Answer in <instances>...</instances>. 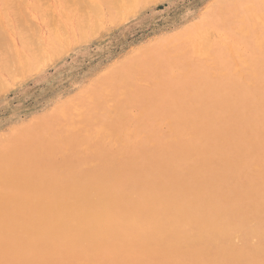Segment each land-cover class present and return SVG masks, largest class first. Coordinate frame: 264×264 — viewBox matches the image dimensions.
Here are the masks:
<instances>
[{
    "label": "rangeland",
    "instance_id": "1",
    "mask_svg": "<svg viewBox=\"0 0 264 264\" xmlns=\"http://www.w3.org/2000/svg\"><path fill=\"white\" fill-rule=\"evenodd\" d=\"M121 1L0 0V264H264V0ZM111 192L157 217L85 231Z\"/></svg>",
    "mask_w": 264,
    "mask_h": 264
},
{
    "label": "bare ground",
    "instance_id": "2",
    "mask_svg": "<svg viewBox=\"0 0 264 264\" xmlns=\"http://www.w3.org/2000/svg\"><path fill=\"white\" fill-rule=\"evenodd\" d=\"M118 2H119V0H117ZM121 1V0H120ZM126 1V0H125ZM132 1V0H131ZM20 2V1H19ZM112 2V1H111ZM121 2H123V1H121ZM126 3V2H125ZM134 3V2H133ZM132 3V4H133ZM99 4V3H98ZM108 4V3H107ZM127 4H129V6H130V3H128L127 2ZM126 4V5H127ZM125 4H122L121 3V5H120V7L119 8H121V9H126L125 7L126 6H124ZM123 6V7H122ZM129 6H127V7H129ZM104 7H105V5H104ZM113 7H114V5H113ZM117 7V5H116V9L118 8ZM132 7V6H131ZM92 8H94L93 7V5H92ZM248 8V7H247ZM123 10V11H124ZM117 11V10H116ZM116 11H115V13H116ZM117 13H118V11H117ZM119 14V13H118ZM115 15H117V14H115ZM114 15V16H115ZM93 18V17H92ZM100 19V18H99ZM21 21V20H20ZM259 21V20H258ZM98 29V28H97ZM64 30V29H63ZM68 35V34H67ZM54 36H56L55 34H54ZM34 38V37H33ZM55 38V37H54ZM58 38H59V36H58ZM67 38V37H66ZM59 40V39H58ZM69 41V40H68ZM222 44V43H221ZM224 44V43H223ZM260 50H261V48H260ZM195 51V50H194ZM198 53V52H197ZM196 53V54H197ZM196 54H193V55H196ZM200 54V53H199ZM232 55V54H231ZM239 55V54H238ZM206 56H207V54H206ZM232 58H233V56H232ZM240 58V57H239ZM231 61H233V60H231ZM242 61H243V59H242ZM239 62V61H238ZM234 63V62H233ZM242 64V63H241ZM235 65H237V64H235ZM211 66V65H210ZM238 67V66H237ZM236 68V67H235ZM235 68H233V69H235ZM239 68V67H238ZM242 73V72H241ZM247 73V72H246ZM220 74V73H219ZM238 76V75H237ZM240 76V75H239ZM243 78V77H242ZM251 85H252V83H251ZM254 85V84H253ZM156 93V92H155ZM166 96V95H165ZM227 111V110H226ZM225 111V112H226ZM195 123V122H194ZM36 130V129H35ZM42 130V129H41ZM44 131V130H43ZM45 132V131H44ZM39 134V133H38ZM54 134V133H53ZM35 135V134H34ZM40 135H42V134H40ZM37 136V135H36ZM27 137V136H26ZM30 137V136H29ZM21 138H23V137H21ZM20 138V139H21ZM35 138V137H34ZM45 139V138H44ZM28 140V139H27ZM23 141V140H22ZM37 141H39V140H37ZM248 141V140H247ZM239 142V141H238ZM237 142V143H238ZM254 142V141H253ZM3 143V142H2ZM30 143V142H29ZM241 143H242V141H241ZM252 143V142H251ZM4 144V143H3ZM11 144V143H10ZM50 144H51V142H50ZM211 144V143H210ZM30 145V144H29ZM35 145V144H34ZM33 145V146H34ZM36 145H37V142H36ZM11 146V145H10ZM25 146V145H24ZM27 146V145H26ZM39 146V145H38ZM9 147V146H8ZM21 147H22V145H21ZM51 147V146H50ZM238 147V146H237ZM236 147V148H237ZM243 147V146H242ZM10 148V147H9ZM15 148V147H14ZM26 148V147H25ZM24 148V149H25ZM31 148V147H30ZM54 148V147H53ZM235 148V149H236ZM2 149V148H1ZM11 149V148H10ZM35 149V148H34ZM38 149V148H37ZM207 149V148H206ZM234 149V148H233ZM7 150V149H6ZM42 150V149H41ZM40 150V151H41ZM210 150V149H209ZM9 151V150H8ZM14 151V150H13ZM20 151V150H19ZM34 151V150H33ZM32 150L30 151V152H33ZM37 151V150H36ZM229 151V150H228ZM238 151H240V150H237V153H238ZM16 152V151H15ZM22 152V151H21ZM24 152V151H23ZM35 152V151H34ZM42 152V151H41ZM245 152V151H244ZM11 153V152H10ZM9 153V154H10ZM18 153V152H17ZM28 154H30L29 153V151L27 152ZM26 153V154H27ZM54 153V152H53ZM242 153V152H241ZM8 154V153H7ZM22 154V153H21ZM24 154V153H23ZM43 154V153H42ZM46 154V153H45ZM14 155V154H13ZM13 155H11V156H13ZM20 155V154H19ZM32 155V154H31ZM48 155H51V154H47V156ZM247 155V154H246ZM24 156V155H23ZM46 156V157H47ZM235 156V155H234ZM25 157V156H24ZM38 157V156H37ZM42 157V156H41ZM40 157V158H41ZM226 157V156H225ZM240 157V156H239ZM20 158V157H19ZM31 158V157H30ZM30 158H29V160H30ZM44 158V157H43ZM238 158V157H237ZM3 159H5V157L4 158H2V160ZM6 160V159H5ZM8 160V159H7ZM13 160V159H12ZM49 160V159H48ZM224 160V159H223ZM238 160H239V158H238ZM16 161L18 162V161H20V160H18V159H16ZM22 161H24V160H22ZM2 162H4V161H2ZM8 162V161H7ZM15 162V161H14ZM48 162V161H47ZM10 162H8V164H9ZM12 163V162H11ZM78 163V162H77ZM178 163V162H177ZM181 163V162H180ZM234 163V162H233ZM6 164V163H5ZM28 164H30L29 162H28ZM37 164V163H36ZM36 164H35V167H36ZM65 164H68L69 165V163H65ZM43 165V164H42ZM51 165V164H50ZM213 165V164H212ZM25 166V165H24ZM39 166V165H38ZM37 166V167H38ZM48 166V165H47ZM63 166V165H62ZM66 166V165H65ZM41 167V166H40ZM55 167V166H54ZM58 167V166H57ZM66 167H68L69 168V166H66ZM12 168H13V166H12ZM78 168H79V166H78ZM15 169V168H14ZM19 169H21V168H19ZM29 169H30V167H29ZM28 168H27V170H29ZM34 169V168H33ZM6 170V169H5ZM8 170V169H7ZM69 170V169H68ZM215 170V169H214ZM20 171V170H19ZM21 171H24V170H21ZM45 171V170H44ZM44 171H42V172H44ZM52 171V170H51ZM103 171V170H102ZM235 171V170H234ZM18 172V171H17ZM41 172V171H40ZM66 172V171H65ZM69 172V171H68ZM2 173H4V172H2ZM8 173V172H7ZM16 173V172H15ZM19 173H21V172H19ZM28 174H29V172H27ZM31 173V172H30ZM39 173V172H38ZM72 173V172H71ZM214 173V172H213ZM233 173V172H232ZM12 174V173H11ZM22 174V173H21ZM34 174V173H33ZM32 174V175H33ZM36 174H37V172H36ZM35 174V175H36ZM45 174V173H44ZM48 174V173H47ZM144 174V173H143ZM3 175V174H2ZM18 175V174H17ZM23 175V174H22ZM32 175H30V176H32ZM69 175H70V173H69ZM72 175V174H71ZM101 175V174H100ZM105 175H106V173H105ZM29 176V177H30ZM84 177L86 176V175H83ZM117 176V175H116ZM6 177H7V174H6ZM27 177V176H26ZM38 177V176H37ZM36 177V178H37ZM63 177H64V175L62 176V179H63ZM66 177V176H65ZM119 177V176H118ZM121 177V176H120ZM128 177V176H127ZM143 177V176H142ZM217 177V176H216ZM9 178V177H8ZM16 178V177H15ZM22 178V177H21ZM70 178V177H69ZM103 178V177H102ZM116 178V177H115ZM122 178H123V176H122ZM30 179H32V178H29V180L28 181H30ZM43 179H44V177H43ZM65 179V178H64ZM66 179H67V177H66ZM71 179V178H70ZM81 179H82V177H81ZM87 179V178H86ZM86 179H85V181H86ZM98 179V178H97ZM108 179V178H107ZM128 179H130V178H128ZM144 179V178H143ZM173 179H174V177H173ZM13 180V179H12ZM12 180H8V181H11L12 182ZM25 180V179H24ZM50 180V179H49ZM93 180H94V178H93ZM102 180V179H101ZM106 180V179H105ZM115 181H116V179H114ZM123 180V179H122ZM7 181V182H8ZM17 181V180H16ZM83 181V180H82ZM85 181H83V182H85ZM90 181V180H89ZM118 181V180H117ZM127 181V180H126ZM129 181V180H128ZM134 181V180H133ZM4 182H6V181H4ZM6 182V184L8 185L9 183H7ZM14 182V181H13ZM18 182V181H17ZM35 182V181H34ZM43 182V181H42ZM47 182V181H46ZM63 182V181H62ZM70 182V181H69ZM96 182V181H95ZM97 182H98V180H97ZM149 182V181H148ZM20 183H21V181H20ZM36 183V182H35ZM49 183V182H48ZM71 183V182H70ZM75 183V182H74ZM80 183V182H79ZM103 183V182H102ZM105 183V182H104ZM114 183V182H113ZM117 183H119V182H117ZM116 183V184H117ZM121 183V182H120ZM139 183V182H138ZM151 183V182H150ZM149 183V184H150ZM10 184H12V183H10ZM18 183H16V185H17ZM24 185H25V183H23ZM84 184V183H83ZM92 184V183H91ZM205 184V183H204ZM22 185V184H21ZM23 185V186H24ZM51 185V184H50ZM167 185V184H166ZM19 186V185H18ZM22 186V187H23ZM56 186V185H55ZM63 186V185H62ZM80 186V185H79ZM84 186V185H83ZM102 186V185H101ZM105 186H107V185H105ZM148 186V185H147ZM6 187V186H5ZM26 187V186H25ZM27 187H28V184H27ZM52 187V186H51ZM94 187H96V186H94ZM115 187H116V185H115ZM122 187V186H121ZM161 187V186H160ZM34 188V187H33ZM49 188V187H48ZM72 188H74V187H72ZM110 188V187H109ZM126 188V187H125ZM148 188H150V187H148ZM147 188V189H148ZM152 188H153V186H152ZM171 188H173V187H171ZM51 189V188H50ZM53 189V188H52ZM71 189V188H70ZM75 189V188H74ZM113 189H114V187H113ZM119 189V188H118ZM142 189H144V188H142ZM183 189H185V188H183ZM205 189V188H204ZM203 189V190H204ZM31 190V189H30ZM78 190H81V189H78ZM92 190V189H91ZM111 190V189H110ZM138 190V189H137ZM140 190V189H139ZM187 190V189H186ZM195 190V189H194ZM193 190V191H194ZM1 191V190H0ZM64 191V193H65V190H63ZM63 191H62V193H63ZM85 191V190H84ZM102 191V190H101ZM141 192H142V190H140ZM152 191V190H151ZM162 191V190H161ZM176 191H178V190H176ZM175 191V192H176ZM201 191H202V189H201ZM201 191H198L199 193L201 192ZM22 192V191H21ZM50 192H51V190H50ZM59 192H61V191H59ZM138 192V191H137ZM207 192V191H206ZM206 192H204V193H206ZM4 193H6V191L4 192ZM29 193V192H28ZM34 193V192H33ZM40 193V192H39ZM62 193H60L61 194V196H62ZM63 193V194H64ZM74 193V192H73ZM82 193V192H81ZM90 193V192H89ZM95 193H96V191H95ZM98 193V192H97ZM96 193V194H97ZM106 193V192H105ZM116 193V192H115ZM129 193V192H128ZM135 193V192H134ZM179 192H177V194H178ZM183 193H184V191H183ZM188 193V192H187ZM198 193V194H199ZM27 194V193H26ZM26 194H25V196H26ZM36 194V193H35ZM95 194V195H96ZM127 194V193H126ZM138 194V193H137ZM181 194V193H180ZM179 194V195H180ZM185 194V193H184ZM44 195V194H43ZM65 195V194H64ZM116 195V194H115ZM124 195V194H123ZM149 195V194H148ZM153 195V194H152ZM151 195V196H152ZM156 195V194H155ZM166 195V194H165ZM183 195V194H182ZM193 195V194H192ZM22 195H20V197H21ZM46 196V195H45ZM67 196V195H66ZM73 196V195H72ZM78 196V195H77ZM83 196V195H82ZM120 196V195H119ZM131 196H132V194H131ZM178 196V195H177ZM195 196H196V194H195ZM1 197V196H0ZM14 197V196H13ZM41 197V196H40ZM59 197H60V195H59ZM58 197V198H59ZM97 197V196H96ZM102 198H101V200H102V205H101V207H100V211H99V213L96 215V213H95V215L96 216H92V217H90L89 219L88 218H86V219H88L87 221H84L85 222V228H84V230L86 231V229L87 230H94V231H96V232H98V234L102 237V239H104L106 236L107 237H109V240H107L108 242L110 241V240H115L117 237L118 238H120L121 239V236L123 235L124 237H125V235H129V236H131V234H134L138 229H140V228H142V226H143V224H145L146 223V221L147 220H153V219H155L156 217H157V215H158V211L157 210H153V212L151 211L149 214H141V212H139V213H137V212H134V207H133V210H131L130 212H128V213H126V214H122V209H120V207L121 206H119V205H116L117 203H119V202H116V199H115V196H113V194H112V192L111 193H108V194H104L103 196H101ZM129 197V196H128ZM143 197V196H142ZM146 197V196H145ZM148 197V199H145L146 200V202H148V203H150V202H152L151 200H150V198H149V196H147ZM146 197V198H147ZM171 197V196H170ZM182 197H184V196H182ZM193 197H194V195H193ZM192 197V198H193ZM203 197V196H202ZM205 197V196H204ZM24 198V197H23ZM22 198V199H23ZM34 198H35V196H34ZM50 198V197H49ZM80 198H81V196H80ZM91 198V197H90ZM99 198V197H98ZM117 198V197H116ZM119 198V197H118ZM124 198V197H123ZM126 198V197H125ZM166 198V197H165ZM164 198V199H165ZM189 198H190V196H189ZM197 198V197H196ZM13 200H14V198H12ZM28 199V198H27ZM60 199V198H59ZM77 199V198H76ZM154 199H155V197H154ZM163 199V200H164ZM177 199V198H176ZM2 200V199H1ZM36 200H38V199H36ZM44 200V199H43ZM46 200V199H45ZM75 200V199H74ZM92 200V199H91ZM171 199H169V201H170ZM181 200V199H180ZM189 200H191V198L189 199ZM28 201V200H27ZM32 201V200H31ZM49 201H51V200H49ZM48 201V202H49ZM73 201V200H72ZM97 201V200H96ZM119 201V200H118ZM128 201V200H127ZM134 201V200H133ZM157 201V200H156ZM168 201V202H169ZM182 201V200H181ZM180 201V202H181ZM185 201V200H184ZM13 202V201H12ZM26 202V201H25ZM34 202V201H33ZM37 202V201H36ZM92 201H89V200H87V199H79L78 201H77V203L76 204H74L71 208H69L68 209V212L69 213H74V215H72L71 217H70V220H71V222L73 223V222H77V213H78V215H79V213L82 211L83 212V209H75V208H78V207H80V208H86V207H92L95 203H94V201L92 202V203H94V204H92L91 203ZM166 202V201H165ZM175 202H177V201H175ZM174 202V203H175ZM198 202V201H197ZM200 202H201V200H200ZM207 202H209V201H207ZM9 203V202H8ZM19 203V202H18ZM50 203V202H49ZM122 203V202H121ZM120 203V204H121ZM125 203V202H124ZM26 204V203H25ZM34 204V203H33ZM152 204V203H151ZM170 204V203H169ZM178 204H179V202H178ZM187 204V203H186ZM9 205V204H8ZM8 205H7V208H8ZM28 205V204H27ZM122 205V204H121ZM166 205V204H165ZM171 205H172V203H171ZM183 205V204H182ZM46 206V205H45ZM50 206V205H49ZM48 206V207H49ZM123 206V205H122ZM173 206V205H172ZM233 206V205H232ZM16 207V206H15ZM40 207V206H39ZM54 207V206H53ZM60 207V206H59ZM64 207V206H63ZM127 207V206H126ZM130 207V206H129ZM145 207H146V205H145ZM211 207V206H210ZM231 207V206H230ZM23 208H25V206L23 207ZM28 208V207H27ZM37 208V207H36ZM130 208H132V207H130ZM164 208V207H163ZM166 208V207H165ZM173 208V207H172ZM180 208V207H179ZM179 208H177L178 210H179ZM184 208V207H183ZM40 209H42V208H40ZM58 209H60V208H58ZM124 209V208H123ZM126 209V208H125ZM138 209V208H137ZM171 209V208H170ZM176 209V208H175ZM174 209V210H175ZM214 209V208H213ZM61 210V209H60ZM139 210V209H138ZM166 210V209H165ZM29 211H30V209H29ZM45 211H47V210H45ZM77 211V212H76ZM86 211V210H85ZM84 211V212H85ZM125 211V210H124ZM129 211V210H128ZM149 211V210H148ZM161 211H162V209H161ZM213 211V210H212ZM19 212V211H18ZM67 212V211H66ZM144 212V211H143ZM142 212V213H143ZM179 212V211H178ZM207 212V211H206ZM49 213V212H48ZM47 213V214H48ZM92 213V212H91ZM219 213V212H218ZM221 213V212H220ZM18 214V213H17ZM39 214V213H38ZM179 214V213H178ZM202 214V213H201ZM1 215V214H0ZM26 215V214H25ZM57 215H59V214H57ZM56 215V216H57ZM81 215V214H80ZM85 216H86V214H84ZM83 215V216H84ZM208 215V214H207ZM207 215H206V217H207ZM10 216V215H9ZM12 216V215H11ZM202 216V215H201ZM18 217V216H17ZM45 217H47V216H45ZM45 217H42V218H45ZM53 217V216H52ZM51 217V218H52ZM89 217V216H88ZM190 218L191 216H189L188 215V212H187V214L186 213H181V214H179V215H176L174 218H172V220H171V222H169V224H176V223H179V222H181L182 220H186V218ZM2 218V217H1ZM55 218V217H54ZM60 218V217H59ZM188 218V219H189ZM69 219V218H68ZM86 219H84V220H86ZM206 219H208V218H206ZM218 219V218H217ZM225 219V218H224ZM19 220V219H18ZM21 220V219H20ZM43 219H41V221H42ZM62 220V219H61ZM192 220V219H191ZM223 220V219H222ZM52 221H53V218H52ZM208 221V220H207ZM19 222V221H18ZM37 222V221H36ZM79 222V221H78ZM83 222V221H82ZM221 222V221H220ZM52 223V222H51ZM8 223H6V225H7ZM18 224V223H17ZM34 223H32V225H33ZM55 224V223H54ZM74 224V223H73ZM83 224V223H82ZM208 224V223H207ZM65 225V224H64ZM234 225V224H233ZM232 225V226H233ZM23 226H24V224H23ZM54 226V225H53ZM61 226V225H60ZM75 226V225H74ZM74 226L73 227H71L70 228V230L68 231V234H67V236L69 235V236H71V234H72V230H73V228H74ZM78 226V225H77ZM16 227V226H15ZM32 227V226H31ZM40 227V226H39ZM59 227V226H58ZM65 227V226H64ZM69 227V226H68ZM79 227V226H78ZM78 227H76V228H78ZM157 227H159L160 229H162V230H166V225L165 224H163V223H161V222H159V224H157ZM36 228V227H35ZM55 228V227H54ZM61 228H63V227H61ZM80 228V227H79ZM26 229V228H25ZM29 229V228H28ZM36 230V229H35ZM38 230V229H37ZM44 230H45V228H44ZM47 230V229H46ZM62 230V229H61ZM60 230V231H61ZM64 230V229H63ZM80 230V229H79ZM82 230V229H81ZM226 230V227H215L214 228V230H211V234L214 236V237H220V236H222L223 234V232ZM15 231V230H14ZM20 231V230H19ZM21 232V231H20ZM23 232H24V229H23ZM22 232V233H23ZM31 232V231H30ZM34 232V231H33ZM50 232V231H49ZM57 232H59V231H57ZM84 232V231H83ZM35 233H37V232H35ZM47 233V232H46ZM107 233V234H106ZM5 234V233H4ZM42 234V233H41ZM47 234H49V233H47ZM50 234H51V232H50ZM59 234H60V232H59ZM84 234V233H83ZM82 234V235H83ZM86 234H88V233H86ZM96 234V233H95ZM154 234V233H153ZM1 235V234H0ZM7 235V234H6ZM17 235H19V234H17ZM57 235H58V233H57ZM62 235V234H61ZM156 235V234H155ZM161 235V234H160ZM8 237H9V235H7ZM103 236H105L104 238H103ZM134 236V235H133ZM139 236V235H138ZM5 237V236H4ZM14 237V236H13ZM62 237V236H61ZM135 237V236H134ZM133 237V238H134ZM142 237V236H141ZM146 237V236H145ZM151 237V236H150ZM159 237H161V236H159ZM52 238V237H51ZM84 238V237H83ZM98 238H100V237H98ZM123 238V237H122ZM127 238V237H126ZM156 238V237H155ZM162 238V237H161ZM55 239V238H54ZM60 239V238H59ZM76 239H78V238H76ZM91 239V238H90ZM95 239V238H94ZM102 239H101V241H102ZM145 239V238H144ZM122 240V239H121ZM129 240V239H128ZM136 240V239H135ZM134 240V241H135ZM141 240V239H140ZM236 240V239H235ZM26 241V240H25ZM76 241H78V240H76ZM79 241H80V239H79ZM85 241V240H84ZM119 241V240H118ZM6 242V241H5ZM35 242V241H34ZM95 242V241H94ZM100 242V241H99ZM137 242H138V240H137ZM136 242V243H137ZM142 242V241H141ZM147 242V241H146ZM0 243H1V241H0ZM3 243V242H2ZM1 243V244H2ZM27 243V242H26ZM87 243V242H86ZM88 243H90V242H88ZM162 243V242H161ZM19 244V243H18ZM37 244V243H36ZM47 244V243H46ZM62 244V243H61ZM76 244V243H75ZM80 244H81V242H80ZM102 244H104V243H102ZM133 244H135L134 242H133ZM28 245V244H27ZM38 245V244H37ZM41 245H43V242H42V244ZM53 245V244H52ZM59 245V244H58ZM88 245H90V244H88ZM93 244H91V246H92ZM18 246V245H17ZM19 246H20V244H19ZM24 246V245H23ZM40 246V245H39ZM38 246V247H39ZM46 246V245H45ZM72 246V245H71ZM95 246V245H94ZM101 246V245H100ZM99 246V247H100ZM121 246V245H120ZM126 246H127V244H126ZM136 246H138V245H136ZM140 246V245H139ZM143 246V245H142ZM60 247V246H59ZM68 247V246H67ZM70 247V246H69ZM75 247V246H74ZM85 247V246H84ZM104 247V246H103ZM2 248V247H1ZM5 248V247H4ZM35 248H37V247H35ZM66 248V247H65ZM65 248H63V249H65ZM85 248H87V247H85ZM136 247H134L133 249H135ZM145 248V247H144ZM7 249V248H6ZM10 249V248H9ZM13 249V248H12ZM21 249V248H20ZM29 249H31V248H29ZM45 249H48V248H46L45 247ZM50 249V248H49ZM69 249V248H68ZM93 249V248H92ZM94 249H95V247H94ZM109 249H111V248H109ZM123 249H124V247H123ZM139 249V248H138ZM156 249V248H155ZM155 249H153V250H155ZM16 250V249H15ZM22 250V249H21ZM28 250V249H27ZM57 250V249H56ZM70 250H72V248L70 249ZM75 250V249H74ZM102 250V249H101ZM105 250V249H104ZM103 250V251H104ZM125 250V249H124ZM123 250V251H124ZM13 251V250H12ZM31 251V250H30ZM44 251H46V250H44ZM43 251V252H44ZM50 251H51V249H50ZM73 251V250H72ZM78 251V250H77ZM87 251V250H86ZM107 251V250H106ZM113 251V250H112ZM114 251H116V250H114ZM139 251V250H138ZM142 251V250H141ZM160 251V250H159ZM1 252V251H0ZM6 253H8L7 251H5ZM16 252V251H15ZM24 252V251H23ZM47 252V251H46ZM58 252V251H57ZM130 252V251H129ZM155 252L156 253H158L156 250H155ZM163 252V251H162ZM5 253V254H6ZM13 253V252H12ZM19 253V252H18ZM80 253V252H79ZM85 253V252H84ZM97 253V252H96ZM131 253V252H130ZM139 253H141V252H139ZM1 254V253H0ZM92 254V253H91ZM99 254V253H98ZM115 254V253H114ZM150 255H151V253H149ZM148 254V255H149ZM7 255V254H6ZM13 255V254H12ZM24 255H25V253H24ZM35 255V254H34ZM40 254H38V256H39ZM52 255H53V253H52ZM57 255V254H56ZM95 255V254H94ZM100 255V254H99ZM125 255V254H124ZM145 255V254H144ZM149 255V256H150ZM169 255H171V254H169ZM1 256V255H0ZM41 256H42V254H41ZM93 256V255H92ZM167 256V255H166ZM80 258H81V256H79ZM98 257V256H97ZM96 257V258H97ZM106 257H107V255H106ZM132 257V256H131ZM21 258H22V256H21ZM46 258H48L47 256H46ZM86 258V257H85ZM99 258V257H98ZM112 258V257H111ZM176 258V257H175ZM56 259V258H55ZM62 259V258H61ZM67 259V258H66ZM79 259V258H78ZM82 259V258H81ZM80 259V260H81ZM130 259V258H129ZM140 259V258H139ZM138 259V260H139ZM145 259V258H144ZM64 260V259H63ZM75 260H76V258H75ZM91 260V259H90ZM114 260V259H113ZM119 260V259H118ZM123 260H126V259H123ZM133 260V259H132ZM19 261V260H18ZM38 263L39 262H41V261H38V259L36 260ZM57 261V260H56ZM55 261V262H56ZM71 261V260H70ZM89 261V260H88ZM109 261V260H108ZM143 261V260H142ZM61 262H62V260H61ZM91 262V261H90ZM20 263V262H19ZM116 263V262H115ZM125 263V262H124ZM47 264V263H46ZM114 264V263H113ZM116 264H118V263H116ZM120 264V263H119Z\"/></svg>",
    "mask_w": 264,
    "mask_h": 264
}]
</instances>
